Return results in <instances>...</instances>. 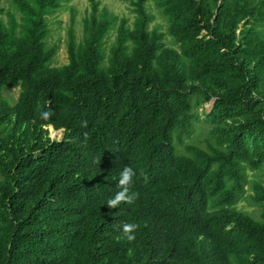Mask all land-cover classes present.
<instances>
[{
    "label": "trees",
    "instance_id": "obj_1",
    "mask_svg": "<svg viewBox=\"0 0 264 264\" xmlns=\"http://www.w3.org/2000/svg\"><path fill=\"white\" fill-rule=\"evenodd\" d=\"M2 1L0 264H264V0H131L132 26L90 0L61 67L47 19L67 0H13L7 23ZM211 100L205 147L181 154ZM125 165L139 196L109 209ZM124 222L140 224L135 242Z\"/></svg>",
    "mask_w": 264,
    "mask_h": 264
},
{
    "label": "rangeland",
    "instance_id": "obj_2",
    "mask_svg": "<svg viewBox=\"0 0 264 264\" xmlns=\"http://www.w3.org/2000/svg\"><path fill=\"white\" fill-rule=\"evenodd\" d=\"M97 1L100 3V12L107 10L109 13L117 16L119 19H126L131 26L133 25L136 14L134 13L131 0ZM2 8L4 10L3 19L6 23L9 20L10 14H14L18 20H20V13L15 9L13 0H3ZM147 8L149 13L154 17V20L150 25L151 29L157 27L161 32L166 33V43L168 45L174 46L172 38L167 33L168 22L166 18L161 14L160 10L154 5V3L149 2ZM91 9L90 0H67L63 3V7L54 16H51L47 19L51 29V34L48 39V47L50 48L53 45L59 46L57 55L52 63V67H61L68 63L67 44L69 30L71 27H73L78 39L81 40L84 19L91 12ZM116 34L117 30L114 28V30L106 39L105 49L107 56L110 54V48L114 44ZM3 94L4 97L14 105L18 102L20 89H13L7 86L5 87ZM214 102L215 100H211L205 102L198 108H195V111H198L200 115V120L194 122V130L189 137L184 138V144L177 143L178 150L181 154H185V146L188 144L205 147V139L211 128V126L206 122V115L212 111ZM62 136V132H54L53 129H50V137L52 139L59 140L62 138ZM250 176H253V173H251ZM260 177L264 179V174H262ZM247 190L248 194L253 193L250 187H247ZM237 207L239 210L250 213L256 219L261 218L260 208L258 206H250L247 203V200L240 201Z\"/></svg>",
    "mask_w": 264,
    "mask_h": 264
},
{
    "label": "clouds",
    "instance_id": "obj_3",
    "mask_svg": "<svg viewBox=\"0 0 264 264\" xmlns=\"http://www.w3.org/2000/svg\"><path fill=\"white\" fill-rule=\"evenodd\" d=\"M39 118L42 121H49L53 115L54 111L51 110L50 105L47 103L43 106L38 105ZM81 126L84 128L88 127V121H81ZM85 139H87V133L84 134ZM144 176L145 182H147V175L141 172ZM137 176V170L130 165H125L119 174L118 183L116 185L117 191L112 197L107 200L106 205L109 209L119 208L122 204L132 205L135 203L139 196V193L133 191L135 184V177ZM140 228V224L136 222H124L122 224L123 237L128 242H135L137 240V232Z\"/></svg>",
    "mask_w": 264,
    "mask_h": 264
}]
</instances>
